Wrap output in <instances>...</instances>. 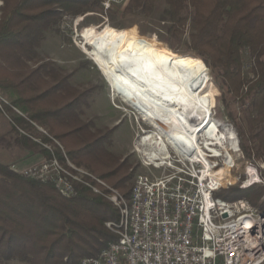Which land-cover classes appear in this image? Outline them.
Wrapping results in <instances>:
<instances>
[{
	"label": "trees",
	"instance_id": "obj_1",
	"mask_svg": "<svg viewBox=\"0 0 264 264\" xmlns=\"http://www.w3.org/2000/svg\"><path fill=\"white\" fill-rule=\"evenodd\" d=\"M159 2L166 5L160 18L173 45L191 24L187 50L203 58L222 95L244 105V116L229 113V118L237 126L246 156L264 160V0H131L126 12L150 16ZM101 5L102 0H3L0 88L26 115L16 113L15 122H10L17 144L51 158L52 153L31 136L39 124L48 131L46 141H60L64 150L57 147L55 153L62 163L69 166V159L88 168L129 198L134 172L104 146L105 135L80 117L87 104L86 90L74 86L70 75L39 51L49 32H59L66 15L74 17ZM203 66L206 91L210 77ZM4 139L1 136L0 143ZM215 195L247 198L264 209V187L243 189L236 184ZM119 219V207L83 182H75L73 193L63 194L54 180L0 161V262L78 264L117 239L106 222Z\"/></svg>",
	"mask_w": 264,
	"mask_h": 264
},
{
	"label": "built area",
	"instance_id": "obj_2",
	"mask_svg": "<svg viewBox=\"0 0 264 264\" xmlns=\"http://www.w3.org/2000/svg\"><path fill=\"white\" fill-rule=\"evenodd\" d=\"M128 1L102 4L110 10ZM0 113L12 123L14 114L26 116L1 88ZM155 129H142L135 141L134 151L146 170L136 175L129 198L93 172L69 159L66 166L55 155L25 171L54 180L63 194L83 182L119 207L120 219L106 222L117 239L78 264H264V209L247 198L215 195L235 183L243 189L264 184V164L249 161L236 177L234 155L241 150L236 135L229 139V149L214 150L201 137L193 145L176 144L154 135Z\"/></svg>",
	"mask_w": 264,
	"mask_h": 264
},
{
	"label": "rangeland",
	"instance_id": "obj_3",
	"mask_svg": "<svg viewBox=\"0 0 264 264\" xmlns=\"http://www.w3.org/2000/svg\"><path fill=\"white\" fill-rule=\"evenodd\" d=\"M130 1L110 10H106L102 4L101 7L84 14L74 17L66 15L61 21L59 32H49L39 51L42 58L52 60L63 73L69 74L74 86L80 90H86L87 104H83L82 110L79 111L80 117L91 124L93 131L105 135L103 144L108 150L117 155L120 160L127 161L128 171L134 172L130 180L132 187L136 175L146 170L141 166L139 156L134 151L135 141L142 129H152L153 126L122 94L114 93L112 90L109 76L111 36L119 41L136 38L149 43L154 49L159 48L162 51L192 56L202 61L209 71L210 81L206 91L204 87V91L205 94H209L212 119L220 125V132L233 131L239 139V145L238 129L235 122L229 118V113L244 116L247 112L244 110V105L233 102L230 96L222 95L211 69L202 60L203 58L196 52L187 50L190 42L189 34L192 31L190 23L187 25L183 39L177 40L173 45L164 30L166 22L160 18L166 6L165 3L159 2L152 15L143 16L126 12ZM2 4L3 0H0V6ZM245 73L251 77L248 70ZM227 102L230 104L229 107H226ZM35 126L36 128H32L30 132L38 139L36 141L40 143L42 149L52 153L51 158H53L57 155L55 153L57 147L63 149L60 141L57 139H53L54 142L46 141L44 134L48 135L47 129L39 124ZM4 135L5 139L0 143V161L11 163L15 170L25 172L33 167H41L51 160L42 152L26 150L17 144L10 121L0 113V137ZM234 156L236 166L233 169V175L236 177L244 173L249 161L264 164V160L260 158H248L242 148ZM82 168L90 171L84 166ZM236 184L239 185V183L233 185ZM252 187L261 188L264 184ZM263 200L264 195L261 198V201ZM0 264L28 263L19 259H10Z\"/></svg>",
	"mask_w": 264,
	"mask_h": 264
},
{
	"label": "bare ground",
	"instance_id": "obj_4",
	"mask_svg": "<svg viewBox=\"0 0 264 264\" xmlns=\"http://www.w3.org/2000/svg\"><path fill=\"white\" fill-rule=\"evenodd\" d=\"M109 40L112 90L156 128L154 135L183 145H193L201 137L214 150L229 149L235 133L219 132L212 119L202 61L154 49L136 38ZM220 170L229 173L225 166Z\"/></svg>",
	"mask_w": 264,
	"mask_h": 264
}]
</instances>
